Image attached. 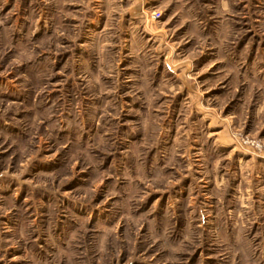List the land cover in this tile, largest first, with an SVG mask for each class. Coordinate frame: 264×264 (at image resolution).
I'll return each mask as SVG.
<instances>
[{
	"label": "rangeland",
	"instance_id": "374dc122",
	"mask_svg": "<svg viewBox=\"0 0 264 264\" xmlns=\"http://www.w3.org/2000/svg\"><path fill=\"white\" fill-rule=\"evenodd\" d=\"M0 264H264V0H0Z\"/></svg>",
	"mask_w": 264,
	"mask_h": 264
}]
</instances>
